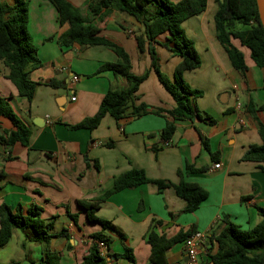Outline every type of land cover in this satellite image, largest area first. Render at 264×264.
I'll return each mask as SVG.
<instances>
[{
  "label": "crops",
  "instance_id": "crops-1",
  "mask_svg": "<svg viewBox=\"0 0 264 264\" xmlns=\"http://www.w3.org/2000/svg\"><path fill=\"white\" fill-rule=\"evenodd\" d=\"M0 1L5 6L13 5V0ZM25 1L27 29L42 65L29 73L30 80L39 85L28 104L5 78L7 69L0 61V97L9 99L17 117L31 132L28 147L15 144L7 150L0 145V205L4 203L12 210L20 206L23 213L33 207L41 208L43 219L56 218L52 234L64 230L67 238H53L46 247L32 242L30 231L26 235L15 230L7 245L0 248V264H46L45 251L57 254L59 264H79L92 245L91 236L99 232L110 239L107 254L110 261L149 264L146 236L153 219L162 224L153 227V231L167 238L194 226L205 236L200 258L208 264L207 256L217 250L208 237L225 227V219L241 230L252 229L261 221L256 207L264 209L263 165L244 161L243 157L251 146L263 144L259 128L264 129V70L253 63L249 50L238 41L231 43L243 54L247 71L241 74L231 66L216 38L214 0H207L204 12L185 20L181 26L201 60L198 69L184 73V80L190 88L203 93L195 106L215 123L210 124L208 119L176 121L171 142L158 153L151 148L162 145L160 132L171 121L165 115L149 113L118 123L105 115L92 131L69 128L94 116L109 90H123L127 84L109 71L98 73L104 64L117 62L113 52L103 46L61 47L58 39L68 25H59L53 5L47 0ZM68 1L88 23L102 30L101 36L126 51L133 74L142 75L150 68L149 56H140L136 48L134 36L141 28L133 18L104 11L93 17L87 9L89 0ZM158 40L164 39L161 36ZM156 51L161 72L172 81L180 58L163 48L157 47ZM50 80L60 87L47 86ZM137 96L136 105L143 103L149 111L170 110L174 106L153 71L139 86ZM130 111L127 110L128 115ZM2 126L10 128L6 121H2ZM202 139L206 140L208 151L203 148ZM108 142L111 147L106 146ZM187 164L208 168L205 173L183 178L199 185L208 195L193 213L171 219L169 214L181 212L185 202L173 189L159 194L151 184L123 190L100 202L96 217L110 222L125 240L113 231H102L100 225L87 222L77 204L96 202L111 189L115 177L133 169L142 170L149 179L177 184L180 181L177 173ZM215 164H220L219 169H214ZM70 215L77 216L76 225ZM125 248L132 250L134 263L115 257ZM185 259L183 242L166 254L167 264H183Z\"/></svg>",
  "mask_w": 264,
  "mask_h": 264
},
{
  "label": "trees",
  "instance_id": "trees-1",
  "mask_svg": "<svg viewBox=\"0 0 264 264\" xmlns=\"http://www.w3.org/2000/svg\"><path fill=\"white\" fill-rule=\"evenodd\" d=\"M58 13L60 26L68 25L66 32L61 34L58 44L61 47L78 45L80 47L103 46L113 52L117 57L116 63H106L100 67L98 73L109 71L114 78L124 80L127 87L123 90H109L102 98L96 114L77 125L69 126L72 130L85 129L92 131L98 127L105 115L111 116L117 123L129 118L138 119L146 114L167 116L165 127L160 132L159 148L152 147L153 152L158 153L162 146L168 145L175 133V122L180 120L208 119L210 124L214 120L206 114H201L195 106V101L203 93L190 88L185 82V72L196 70L201 65L200 57L194 47V43L186 35L182 23L202 14L207 6V0H89L88 12L96 17L102 11L118 12L124 14L140 26L141 31L134 36L136 48L140 56L147 54L150 59V68L142 75L131 72V61L126 51L116 43L101 36L102 30L87 22L80 11L68 0H47ZM217 10L214 15V27L217 41L225 50L231 66L243 74L247 71L243 54L232 45V41H238L242 47L250 52V58L260 69L264 70V29L260 23L256 0H214ZM28 2L25 0H13L12 6H5L0 1V61L7 69L4 75L16 88L19 97L24 98L28 104L32 101L36 87L39 85L29 78V73L41 67V61L37 57V51L27 29ZM237 25L245 29L237 28ZM124 30V28H121ZM163 37V41L158 40ZM165 48L171 56L180 58V63L175 67L173 80L170 81L160 69V58L156 48ZM153 71L159 83L167 91L174 101L170 110L156 108L149 111V107L143 103L136 105L138 101L137 91L141 83ZM47 86L58 89L60 84L54 80L46 83ZM264 88V82H263ZM131 109L129 115L127 110ZM2 121H6L10 128L5 129ZM263 144L260 147L251 146L245 153L243 160L261 163L264 172V129L259 128ZM30 129L17 117L9 99L0 97V145L9 150L15 144L23 147L29 146ZM111 147L112 143H106ZM203 148L208 151V144L202 139ZM214 157V154H211ZM96 163V162H95ZM207 167L196 168L194 165H186L183 171H178L179 183L173 184L167 180H152L145 176L142 170H130L114 178L109 191L96 202H77L79 208L85 213L89 223L101 226L102 231L110 230L119 235L121 240L125 236L110 222L96 217L100 209V202L109 196L127 189H135L141 185L151 184L161 194L166 189H173L175 195L185 202V207L178 214L170 213L171 219L179 214L195 212L207 198V192L199 185L184 181L185 175L202 174ZM98 170V167H97ZM261 221L252 229L241 230L237 225L225 219V227L218 233L208 237L210 243H215L217 250L213 255H208V264H264V209L256 207ZM76 225L77 216L70 215ZM56 218L43 219L42 209L33 207L26 213L20 206L12 210L8 205H0V248L7 245L15 230L22 231L28 237L41 246L48 247L53 238H67L63 232L52 234ZM160 221L152 220L149 227L146 242L150 247L149 264H167L166 254L176 244L184 242L197 233L194 226L186 230L180 229L173 237L167 238L164 234L158 235L153 227L161 226ZM92 245L79 264H107L106 258L99 255L95 242L104 241L108 248L110 239L103 233H95L91 236ZM46 252L44 259L46 264H59V257L55 253ZM134 263L132 250L125 248L124 252L115 256ZM14 264V263H11Z\"/></svg>",
  "mask_w": 264,
  "mask_h": 264
},
{
  "label": "built area",
  "instance_id": "built-area-1",
  "mask_svg": "<svg viewBox=\"0 0 264 264\" xmlns=\"http://www.w3.org/2000/svg\"><path fill=\"white\" fill-rule=\"evenodd\" d=\"M76 78H74L75 80ZM74 98H72V101ZM220 164H215L214 169H219ZM206 242L205 236L201 233H196L183 242V250L185 254V261L183 264H206L200 258V249ZM98 253L101 257L106 258L107 264H115L113 261L107 259L108 246L102 241L95 242Z\"/></svg>",
  "mask_w": 264,
  "mask_h": 264
},
{
  "label": "water",
  "instance_id": "water-1",
  "mask_svg": "<svg viewBox=\"0 0 264 264\" xmlns=\"http://www.w3.org/2000/svg\"><path fill=\"white\" fill-rule=\"evenodd\" d=\"M260 23L264 29V0H256Z\"/></svg>",
  "mask_w": 264,
  "mask_h": 264
},
{
  "label": "rangeland",
  "instance_id": "rangeland-1",
  "mask_svg": "<svg viewBox=\"0 0 264 264\" xmlns=\"http://www.w3.org/2000/svg\"><path fill=\"white\" fill-rule=\"evenodd\" d=\"M171 1V0H170ZM237 28L238 29H241V30H244L245 29V27L244 26H241V25H237ZM159 48H162V47H160V46H158ZM195 47V46H194ZM163 49H165V48H163ZM166 50V49H165ZM167 51V50H166ZM168 52V51H167ZM170 54V53H169ZM184 78V77H183ZM19 232V231H18Z\"/></svg>",
  "mask_w": 264,
  "mask_h": 264
}]
</instances>
